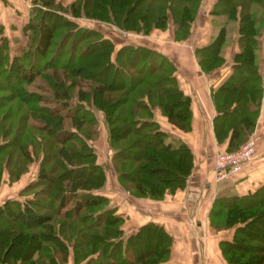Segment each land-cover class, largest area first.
Here are the masks:
<instances>
[{
    "label": "trees",
    "instance_id": "1",
    "mask_svg": "<svg viewBox=\"0 0 264 264\" xmlns=\"http://www.w3.org/2000/svg\"><path fill=\"white\" fill-rule=\"evenodd\" d=\"M201 5L202 0H71L66 6L31 0L22 26L27 38L13 55L0 22V107L6 105L0 113V175L5 165L12 182L38 160L35 177L19 190L24 197L0 202V264H33L28 258L35 255L36 264H64L69 254L73 264H171L173 236L162 224L148 220L124 232L123 215L100 192L105 171L90 140L100 110L119 184L135 196L162 198L186 186L194 156L186 142L161 128L152 108L189 130L191 98L163 51L141 43L114 49L102 31L73 17L143 33L171 24L172 38L182 40ZM209 12L237 28L230 72L211 92L215 137L225 138L224 149L231 150L252 131L263 95L255 58L264 0H214ZM226 32L222 25L194 47L204 72L223 64ZM95 68L109 81L93 77ZM209 223L215 230L233 229L230 238L219 240L228 264H264V181L246 193L216 195Z\"/></svg>",
    "mask_w": 264,
    "mask_h": 264
},
{
    "label": "crops",
    "instance_id": "2",
    "mask_svg": "<svg viewBox=\"0 0 264 264\" xmlns=\"http://www.w3.org/2000/svg\"><path fill=\"white\" fill-rule=\"evenodd\" d=\"M213 2L202 0L197 21L186 39L174 40L171 36L160 41V44H166L165 48H161L162 51L176 65L175 75L179 87L191 98V128L183 130L171 124L158 107L152 108V113L162 129L186 142L193 152L194 163L186 186L154 199L129 194L119 183L114 184L112 175L106 174L105 185L100 190L111 198L123 215L124 232H131L148 220L162 224L170 232L173 236L169 256L172 264H228L220 252L219 240L230 238L233 229H213L209 223L212 202L216 195L246 193L264 181V24L260 32V48L255 58L261 72L263 95L254 127L249 134L254 137L255 150L239 172L217 181L212 179L214 156L217 151L225 148L226 141L225 138L218 141L214 134L213 118L216 110L211 92L229 74L233 53L238 48L236 26L221 14L209 12ZM29 4L30 0H0V22L4 28L14 27L12 23H22L27 16ZM222 25L227 28L222 43L224 62L218 68L204 72L197 62L194 47L209 41ZM166 31L155 28L144 36L158 37L167 34ZM97 115L100 118L99 111ZM96 160L101 163L97 155ZM22 176L19 187L27 182Z\"/></svg>",
    "mask_w": 264,
    "mask_h": 264
},
{
    "label": "rangeland",
    "instance_id": "3",
    "mask_svg": "<svg viewBox=\"0 0 264 264\" xmlns=\"http://www.w3.org/2000/svg\"><path fill=\"white\" fill-rule=\"evenodd\" d=\"M57 1H59V3L62 6H66L68 4V2L71 1V0H57ZM30 6H31V0H30V4L28 6V9H29ZM65 14L70 16V14H68V13H65ZM24 17H25V15L23 16V18ZM73 19L76 20L81 25H86V26H89V27L96 28L99 31H102L105 36H107L110 39H112V41L114 42V46H115L114 49H116L117 47H119L123 43H133V44L141 43V44H145V45H147L146 43H148V44L151 45V47H153L152 45H154V46L157 47V49L162 51L163 47L164 48L166 47L165 46L166 44H164L165 42L160 44V41L162 42L163 40H165L167 38H171V36H172L171 24H169V26H167V28H163V29L156 28V29H161V30H166L167 29V31H166L167 34L164 33V34H161L158 37L156 36V37H150L149 38V37H145L144 36V34H149V32L148 33H143V32H140V31L122 29V28H119V27H117L116 25H114L112 23H107V22L99 20V19L87 18V17H84V16L83 17H73ZM26 20H27V16L23 20L22 23H20V22L12 23V26L14 25V27H11L10 29H5V28L3 29V34L6 36L7 41H8V49H9L10 55H13L15 53L18 45H20V43L25 41L26 38H27L26 33L22 29V26H23V24H25ZM153 29H155V28H153ZM169 30H171V31H169ZM218 30L219 29L216 30V33L211 38H213L217 34ZM222 51H223V45H222ZM89 68L90 67H88V69ZM92 71H93L92 72L93 73V77L98 76L99 79H102L104 81H109V77L104 72L103 73H99V72L97 73L98 70L96 68L94 70H92ZM76 72H75V70H72L73 74H75ZM36 79H38V78H36ZM122 79H123V77H121V76L120 77L118 76V78H117V80H122ZM4 93H5L4 91H0V95H5ZM23 98H31V96H29V97L23 96ZM5 109H6V105H1L0 113L5 111ZM98 111H99L100 118H98V115H97ZM101 113H102V111H101ZM101 113H100V110H96V112H95V115L97 117V134H96V136L93 139L90 140V142L93 145V147L95 148V151L98 152V153H96V155L98 156V159L101 160V164L103 165V168H104V171H105V180H106V174H107V176L112 175L111 179L114 178V180H115L114 184L117 185L119 182H118V179H117V176H116V172H115V170H114V168L112 166V163H111V149L108 146L106 127H105V124L103 122L104 121L103 113H102V115H101ZM100 122H102V123L100 124ZM249 136L250 135H248L246 138H248ZM0 138H1V133H0ZM224 150L225 149L217 151L215 156H214V159H215L217 153H219L221 151H224ZM254 150H255V147H254ZM37 165H38V160L37 159H34L31 162H29L28 165H27V169L24 172H22L16 180L12 181V182H15L14 185H12V182H10L8 180V171H7V168L5 167V165H3L1 167L2 171H1V175H0V202L4 201L5 199H7L9 197H15V198H18V199H22L24 197V195L23 194H19V190L27 182H29L30 180H32L35 177V173H36V170H37ZM22 174H23L22 177H24L27 182L23 186L19 187L20 184H18V183H20V181H21L20 180V176ZM190 174H189V176H190ZM189 176H188V178H189ZM212 179L214 181L218 180V179H215L214 171H213ZM110 184L112 185L111 182H110ZM104 185H105V181H104ZM104 185L101 187V189L104 187ZM114 188H116V187L114 186ZM126 191L129 194H131L128 190H126ZM167 194H170V193H167ZM154 199H159V198H154ZM111 204H113L112 200H111ZM54 218H55V220L61 219V216L55 215ZM147 241L145 239L143 240L142 247L144 246V243H147ZM28 260L34 262L33 264L38 263V262H36V260H37L36 255L32 256V258H28ZM168 260H169V258H168ZM169 262H170V260H169ZM17 264H19V263H17ZM64 264H73L72 257H71L70 254H69V256H68V258H67V260H66V262ZM109 264H116V263L115 262H110Z\"/></svg>",
    "mask_w": 264,
    "mask_h": 264
},
{
    "label": "built area",
    "instance_id": "4",
    "mask_svg": "<svg viewBox=\"0 0 264 264\" xmlns=\"http://www.w3.org/2000/svg\"><path fill=\"white\" fill-rule=\"evenodd\" d=\"M254 147V137L249 136L239 147L217 153L213 163L215 179L228 177L239 172L243 164L252 157Z\"/></svg>",
    "mask_w": 264,
    "mask_h": 264
}]
</instances>
